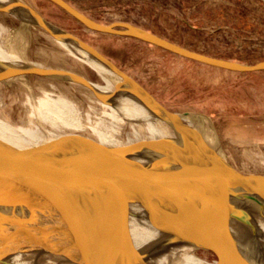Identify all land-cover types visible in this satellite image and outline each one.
<instances>
[{
    "label": "water",
    "instance_id": "water-1",
    "mask_svg": "<svg viewBox=\"0 0 264 264\" xmlns=\"http://www.w3.org/2000/svg\"><path fill=\"white\" fill-rule=\"evenodd\" d=\"M48 1L93 32L135 38L177 56L226 72L243 74L264 71V59L238 62L208 56L133 23L98 22L66 0ZM0 13L11 14L19 20V28L21 27L20 16L6 9H0ZM36 15L39 17L30 19L31 24L39 26L62 43L64 39H72L77 44L86 46L98 59L106 61L134 86L128 89L115 84L111 90L101 91L87 78L56 66L29 64L14 66L12 70L50 78L51 73H64L70 78L65 81L77 82L101 101L102 97L108 95L136 94L161 116L181 121L182 142L174 144L157 138H138L119 144L103 142L84 129L61 128L57 125L59 119L55 120L54 125L47 122L44 112L37 106H31L30 113H18L0 92L1 264H96L81 250L78 241L113 238L138 243L142 234L135 233L136 227H139L141 233H152V236L143 237L141 242L148 246L163 264H193L182 257L183 252L175 246V241L201 237L216 229L230 233V224L242 227H252L255 224L256 219L245 218L241 209L232 207L216 209L198 221L185 225L163 226L157 217L135 223L118 202V190L114 183L115 169L125 170L150 189L168 190L189 179L203 176L256 196H264V173H244L234 167L227 157L219 156L205 146L195 144L188 137L187 129L193 127V124L185 121V114H178L163 106L139 82L95 48L72 33L48 23L38 13ZM2 79L3 74H0V82ZM200 129L203 132L201 127ZM55 153L76 161L79 187L90 213L86 221L72 229L67 228L62 218L63 188ZM155 156L165 157L166 163L160 168H155ZM201 249L212 251L217 256V264L221 263L219 251L211 246L201 245L191 252Z\"/></svg>",
    "mask_w": 264,
    "mask_h": 264
},
{
    "label": "rangeland",
    "instance_id": "rangeland-1",
    "mask_svg": "<svg viewBox=\"0 0 264 264\" xmlns=\"http://www.w3.org/2000/svg\"><path fill=\"white\" fill-rule=\"evenodd\" d=\"M14 1L18 3H9L6 10L18 16L19 5L31 7L48 23L95 48L163 106L185 114L188 123L199 124L234 167L244 173H264V71L226 72L135 38L92 32L48 0ZM66 1L99 22L133 23L208 56L238 62L264 59V0ZM20 20L22 32L16 33L19 20L0 13V54H22L36 66L72 70L101 91L114 87L86 58L39 26ZM26 77L23 81L0 82L2 96L18 113H30V107L37 106L54 125L50 115L59 116L67 107L79 111L86 124L84 130L103 142L161 140L149 124L124 121L119 110L77 82L40 74ZM187 258L199 264H217V256L206 249L193 251Z\"/></svg>",
    "mask_w": 264,
    "mask_h": 264
},
{
    "label": "bare ground",
    "instance_id": "bare-ground-1",
    "mask_svg": "<svg viewBox=\"0 0 264 264\" xmlns=\"http://www.w3.org/2000/svg\"><path fill=\"white\" fill-rule=\"evenodd\" d=\"M9 3H18V1L0 0V9H8ZM17 9L18 16L28 21L27 24L31 22L30 19L39 17L24 4L19 5ZM21 27L23 28V25ZM20 29H14V32H22ZM62 44L90 61L100 73L102 72L105 77L112 81L113 85L120 84L128 89H132L131 87L134 86L128 78L116 72L106 61L98 59L86 46H81L72 39H64ZM29 64L32 63H29L22 54L2 52L0 54L2 82L23 81L25 76L28 77V73L17 72L11 68ZM51 77L70 80L66 74L61 72L51 73ZM102 98L123 114L124 121H142L149 124L150 129L153 132L156 130L163 142L174 144L182 142L181 121L161 116L153 107L140 100L136 94L118 93ZM50 117L53 120L59 119V125L76 129L86 128L82 114L79 111L69 110L67 107L59 113V116L50 115ZM198 125L193 123V127L187 129L188 137L195 144L205 146L210 151L226 158L223 151L214 144L210 136L207 137L201 132ZM54 157L59 162L61 172L62 218L67 228L72 229L86 221L90 213L79 187V172L76 161L58 153H55ZM153 158L156 161L155 168H160L167 161L162 156ZM115 170L114 183L118 190V202L135 223L157 217L163 226L185 225L198 221L216 209L231 207L241 209L245 218L256 219L252 227L230 224L228 230L231 234L216 229L201 235V237L175 241V246L183 252V258L188 259V255L192 253L194 248L206 245L219 251L220 264H264V196L246 194L225 183L203 176L189 179L168 190L150 189L137 178L134 179L125 170ZM138 228H135V233L137 235L142 234L138 243L126 239L107 238L78 241L77 244L96 264H163L155 253L141 242L143 237L152 236V233H141ZM189 261L193 264H199L196 261Z\"/></svg>",
    "mask_w": 264,
    "mask_h": 264
},
{
    "label": "flooded vegetation",
    "instance_id": "flooded-vegetation-1",
    "mask_svg": "<svg viewBox=\"0 0 264 264\" xmlns=\"http://www.w3.org/2000/svg\"><path fill=\"white\" fill-rule=\"evenodd\" d=\"M67 2H69V1H67ZM70 3V2H69ZM75 7V6H74ZM60 8V7H59ZM89 16V15H88ZM97 21V20H96ZM99 22V21H98ZM101 22V21H100ZM83 27H85V26H83ZM86 28V27H85ZM89 30V29H88ZM93 32V31H92ZM95 33H97V32H95ZM154 33V32H153ZM100 34V33H99ZM163 38V37H162ZM165 38V37H164Z\"/></svg>",
    "mask_w": 264,
    "mask_h": 264
},
{
    "label": "built area",
    "instance_id": "built-area-1",
    "mask_svg": "<svg viewBox=\"0 0 264 264\" xmlns=\"http://www.w3.org/2000/svg\"><path fill=\"white\" fill-rule=\"evenodd\" d=\"M1 264V263H0Z\"/></svg>",
    "mask_w": 264,
    "mask_h": 264
}]
</instances>
